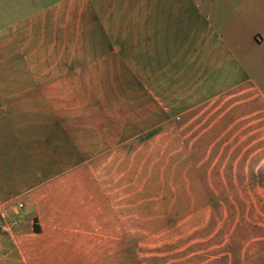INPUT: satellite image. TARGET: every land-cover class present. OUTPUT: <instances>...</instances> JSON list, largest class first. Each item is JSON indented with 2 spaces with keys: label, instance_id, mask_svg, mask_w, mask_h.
<instances>
[{
  "label": "crops",
  "instance_id": "0c3cea01",
  "mask_svg": "<svg viewBox=\"0 0 264 264\" xmlns=\"http://www.w3.org/2000/svg\"><path fill=\"white\" fill-rule=\"evenodd\" d=\"M29 1L0 0V264H164L169 220L186 216L123 209L106 178L158 125L179 123L180 153L195 140L201 175L217 162L201 185L264 202V0ZM138 89L144 106L117 99ZM236 139L254 151L239 162ZM231 247L228 264H264Z\"/></svg>",
  "mask_w": 264,
  "mask_h": 264
},
{
  "label": "rangeland",
  "instance_id": "374dc122",
  "mask_svg": "<svg viewBox=\"0 0 264 264\" xmlns=\"http://www.w3.org/2000/svg\"><path fill=\"white\" fill-rule=\"evenodd\" d=\"M30 1L34 3L22 4L23 11L28 7L50 4L56 0ZM34 16L30 21L34 20ZM58 33L65 34V28L60 27ZM136 91H117L116 93L121 94L117 99L123 100L126 105L131 101L139 100L140 106H144L147 103L146 93L140 89L137 95ZM106 93L112 97L115 94V92ZM84 96L92 102V106L88 109L93 117V114H98L93 107L99 104L103 96L99 91L84 92ZM130 107L126 106L125 110L131 112ZM149 125L151 124L140 123L138 129L140 131ZM193 128L194 124H191L189 130ZM178 131L177 122L158 125L139 132L136 139H133L134 142L124 143L122 159L117 165L112 163L111 168L106 172L108 180H116V185L111 184L108 187L109 194L122 196L123 209L162 210L183 213L186 216V218L169 220L172 223L169 225L172 229L171 243L165 248L167 250L164 254V264H228V251L231 253V246L234 248L236 259L245 257L264 259V239L260 244L263 250L260 251L261 253L259 241L254 239L258 233L264 235L262 199L244 198L243 188L240 187L212 186L210 181H204V185H201L202 177L209 179L212 177L211 173L216 177V172L210 169L214 170L217 162L213 166L210 162L204 164V175H201V171L194 165V154L189 153L193 150L195 140L187 139L188 153H180ZM130 132L124 133L131 135ZM245 141L235 140V148H238L237 162L243 157L248 158V154L254 152L249 148L244 151ZM206 143L210 142H204V145ZM107 155H111L114 161L113 150L108 149ZM253 155L258 159L264 158V144L257 147V152ZM211 157L207 156V159ZM213 158L216 159L217 156ZM218 160L221 166L225 165L226 155H220ZM249 229L252 233L254 231V234H248ZM249 244H252L251 250L248 249Z\"/></svg>",
  "mask_w": 264,
  "mask_h": 264
},
{
  "label": "built area",
  "instance_id": "2783aa9c",
  "mask_svg": "<svg viewBox=\"0 0 264 264\" xmlns=\"http://www.w3.org/2000/svg\"><path fill=\"white\" fill-rule=\"evenodd\" d=\"M23 203L20 201L18 202V207H22Z\"/></svg>",
  "mask_w": 264,
  "mask_h": 264
}]
</instances>
